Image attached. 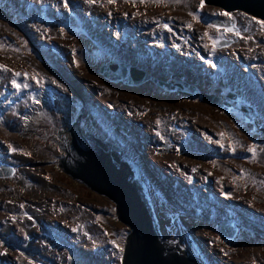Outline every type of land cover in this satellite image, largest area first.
Wrapping results in <instances>:
<instances>
[{
  "label": "rangeland",
  "instance_id": "obj_1",
  "mask_svg": "<svg viewBox=\"0 0 264 264\" xmlns=\"http://www.w3.org/2000/svg\"><path fill=\"white\" fill-rule=\"evenodd\" d=\"M223 13L201 0H0V168L14 169L0 178V264H121L131 230L115 204L59 168L71 127L143 171V187L176 218L182 256L264 264V101L252 123L152 82L128 87L99 74L114 60L162 82L186 81V70L205 94L219 87L256 104L264 22ZM218 21L237 30L234 45L216 48L234 37ZM158 166L182 179L161 185ZM220 222L243 229L229 242Z\"/></svg>",
  "mask_w": 264,
  "mask_h": 264
},
{
  "label": "water",
  "instance_id": "obj_2",
  "mask_svg": "<svg viewBox=\"0 0 264 264\" xmlns=\"http://www.w3.org/2000/svg\"><path fill=\"white\" fill-rule=\"evenodd\" d=\"M204 4L218 8L227 14L241 12L264 22V0H204ZM213 25L234 31L230 29V25H224L222 22H213ZM235 41L233 39L218 40L217 48L232 46ZM99 74L113 84L128 87H138L146 82H152L167 91L229 111V107L221 103L214 95H207L195 86L182 81L170 83L156 80L147 72L127 63L104 65L100 68ZM70 135L72 138V134ZM73 137L75 154L73 160L70 161L67 157V162L59 160V168L72 180L105 196L115 204L117 219L131 230L126 239L121 264H201L193 257L178 253L177 251H183L177 243L166 242L158 237L154 218L144 195L145 188L139 181L134 164L130 163L116 148L100 143L88 134L86 137H81L77 130ZM71 141L68 143L70 148ZM66 142L67 140L63 144L65 149ZM13 173L12 168H0V178H10ZM237 230L238 226L235 223L218 224L219 234L227 241H232L236 237Z\"/></svg>",
  "mask_w": 264,
  "mask_h": 264
},
{
  "label": "bare ground",
  "instance_id": "obj_3",
  "mask_svg": "<svg viewBox=\"0 0 264 264\" xmlns=\"http://www.w3.org/2000/svg\"><path fill=\"white\" fill-rule=\"evenodd\" d=\"M70 57L72 58L71 55H69L68 58H70ZM68 64H69V67L70 68L74 69L73 68V65L71 63V59H70V61H69ZM78 75L79 74L76 73V77H78ZM188 76H191V75L188 72H186V70H185L184 71V77H186L188 80H186L184 82L187 83V84H189V85L195 86L196 88L199 89V91L202 92L203 89H201V87L196 86V84L192 83L191 82V78L188 77ZM192 77L194 78V75L193 74H192ZM2 83H4V82H1V84ZM259 95H262V94H259ZM263 99H264V97H263ZM163 100H165V98ZM261 101H263V100H261ZM16 148L20 149V148H22V146H18ZM121 153H123V152H121ZM191 159H192V157H191ZM191 159L186 158V160H183L181 162H182L183 165H187L189 167L190 166L192 167L193 166V161H191ZM24 160H27V159L24 158ZM152 166H154V165H152V164H150L148 162L145 165V172H146V175L149 176V177H150V173L153 172V170H151ZM1 167H2V165H1ZM154 167H156V166H154ZM157 168L159 170H161L162 167L160 168L158 166ZM28 171L29 172L27 174H30V175H33L34 177H36L37 174H33L32 173L33 172L32 170H28ZM168 171L169 172H167V173L166 172L163 173L162 170H161V172L158 173V174H156L155 176H156V179L158 180V182L161 183V185L167 186L169 189H172L173 188V183H177L176 182L177 181V178H179L181 180L182 177H181V175L179 176L177 173H175L173 171H170V170H168ZM169 173H171V174L174 173L175 176H168ZM139 176H140V181L143 182V184L147 182V180L145 179V175L143 174V171H141V170L139 171ZM147 190L145 188L144 195H145V197L148 200V203H149V206H150V209H151L153 218H154L155 229H156V232H157L158 237L161 240H165L166 242L172 241L170 243H177V246L180 249L185 250L183 248L184 245H183V241H182V238H181V230H180V227L178 226V224L176 222L175 216L172 215V213H170V211H168L166 209H164L163 211H161L160 210V209H162L161 206L157 203L156 199H154V197L151 194H149V191L147 192ZM85 223H87V220H85ZM240 229H243V227H241ZM170 231H171V233H170ZM197 232L200 233V236L201 237H203L202 236L203 235L202 232H200L199 230H197Z\"/></svg>",
  "mask_w": 264,
  "mask_h": 264
},
{
  "label": "flooded vegetation",
  "instance_id": "obj_4",
  "mask_svg": "<svg viewBox=\"0 0 264 264\" xmlns=\"http://www.w3.org/2000/svg\"><path fill=\"white\" fill-rule=\"evenodd\" d=\"M218 22H220V21H218ZM222 23L224 25H230L229 22H227V23L226 22H222ZM212 25H213V23H212ZM215 28L228 31L225 28H219V27H215ZM230 29H233L234 30V31H228V32L234 33V37L231 36V37H228V39H230V40L233 39L234 41L235 40L237 41V37H238L237 30L233 26H231ZM218 40L219 41L220 40H224L225 41V39H223V38H219ZM218 40H216V48H217V42H218ZM224 59H225V61H230V57L228 55H224ZM131 60L138 61V59H131ZM225 61H222V62L225 63ZM124 62L125 61L119 62L118 60H114L113 61L114 64H120V63H124ZM113 63H112V65H114ZM127 64H130V63L127 62ZM130 65H132V64H130ZM132 66H134V65H132ZM182 82H184V81H182ZM217 90L220 93H216V94H214V93H212V94L211 93L210 94L209 93H206V94H208V95H214L217 99L220 100L221 103L226 104L227 107H229V111L223 109L225 112L232 113V114L239 113L241 115V118L243 117L245 119V121L248 120V121H250L252 123L255 120V116L256 115H259V113L261 112L260 106H262L261 105V103H262L261 100L264 101V99H263L264 94H262V95H258V94L252 95L251 94V96L253 98L252 100L254 102H256V104H253V103H250L247 99L245 100L244 98H242L236 92L234 93L233 91H230V92H227L224 95H222L223 94L222 91H226V90L225 89H219V87H217ZM227 90H229V88ZM220 109H222V108H220ZM69 133L72 134V138H71L72 141H71V144H70L71 148L69 146H67V148L65 149L64 148V145L60 146V149H63L65 151V153H64V157L65 158H61V161H65V162H67V159H69L70 161H72L73 160L72 159L73 158V155H75L74 154V146H73V144H74L73 132L70 131ZM66 157H67V159H66ZM149 186H150V184H149ZM220 223H222V222H220ZM228 223H235L238 226V230H237L238 233L240 232V228L243 227V225L242 226L239 225L238 222H228ZM237 236H238V234L236 235V237ZM236 237L232 241H234L236 239ZM232 241H229V242H232Z\"/></svg>",
  "mask_w": 264,
  "mask_h": 264
},
{
  "label": "snow or ice",
  "instance_id": "obj_5",
  "mask_svg": "<svg viewBox=\"0 0 264 264\" xmlns=\"http://www.w3.org/2000/svg\"><path fill=\"white\" fill-rule=\"evenodd\" d=\"M109 2H111V0H109ZM204 6V0H201V7ZM65 7H68L67 2H65ZM191 14V13H190ZM224 15H228L227 13H223ZM193 19H196L195 16H193ZM189 27H191V25H189ZM215 46V45H214ZM5 71H7V69H4ZM13 83L15 84V81H13ZM9 148L12 149L13 151H15L14 148H12V145H9ZM249 151H254V149L250 148ZM195 171V169L193 170Z\"/></svg>",
  "mask_w": 264,
  "mask_h": 264
},
{
  "label": "clouds",
  "instance_id": "obj_6",
  "mask_svg": "<svg viewBox=\"0 0 264 264\" xmlns=\"http://www.w3.org/2000/svg\"><path fill=\"white\" fill-rule=\"evenodd\" d=\"M236 43V42H235ZM4 168H10V167H4ZM14 170V169H13ZM14 174V173H13ZM237 234H239V233H237Z\"/></svg>",
  "mask_w": 264,
  "mask_h": 264
},
{
  "label": "crops",
  "instance_id": "obj_7",
  "mask_svg": "<svg viewBox=\"0 0 264 264\" xmlns=\"http://www.w3.org/2000/svg\"><path fill=\"white\" fill-rule=\"evenodd\" d=\"M3 93H5V91H2ZM2 92H0V93H2ZM203 177H205V176H203ZM205 184V183H204Z\"/></svg>",
  "mask_w": 264,
  "mask_h": 264
}]
</instances>
